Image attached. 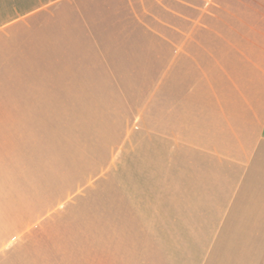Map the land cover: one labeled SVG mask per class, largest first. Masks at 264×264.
<instances>
[{
  "label": "crops",
  "instance_id": "crops-1",
  "mask_svg": "<svg viewBox=\"0 0 264 264\" xmlns=\"http://www.w3.org/2000/svg\"><path fill=\"white\" fill-rule=\"evenodd\" d=\"M0 264H264V0H0Z\"/></svg>",
  "mask_w": 264,
  "mask_h": 264
},
{
  "label": "rangeland",
  "instance_id": "rangeland-1",
  "mask_svg": "<svg viewBox=\"0 0 264 264\" xmlns=\"http://www.w3.org/2000/svg\"><path fill=\"white\" fill-rule=\"evenodd\" d=\"M75 229V228H74ZM62 230V229H61ZM53 235L54 236H56L57 235V230H56V228H54V230H53ZM58 245H60L58 242L56 243V242H53V249L56 247V246H58ZM58 248H59V246H58ZM60 249V248H59Z\"/></svg>",
  "mask_w": 264,
  "mask_h": 264
}]
</instances>
